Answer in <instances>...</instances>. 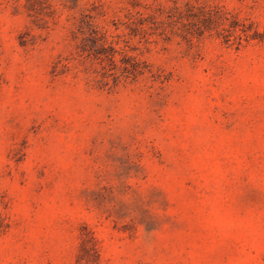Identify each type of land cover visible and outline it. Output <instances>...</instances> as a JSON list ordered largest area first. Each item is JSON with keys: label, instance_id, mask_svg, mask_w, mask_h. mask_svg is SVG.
<instances>
[{"label": "rangeland", "instance_id": "1", "mask_svg": "<svg viewBox=\"0 0 264 264\" xmlns=\"http://www.w3.org/2000/svg\"><path fill=\"white\" fill-rule=\"evenodd\" d=\"M0 264H264V0H0Z\"/></svg>", "mask_w": 264, "mask_h": 264}]
</instances>
